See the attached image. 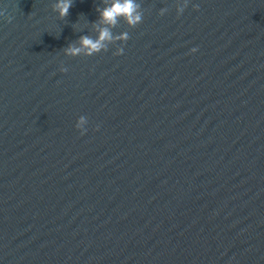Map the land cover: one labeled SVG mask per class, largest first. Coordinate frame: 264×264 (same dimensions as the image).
Listing matches in <instances>:
<instances>
[{
  "label": "water",
  "instance_id": "95a60500",
  "mask_svg": "<svg viewBox=\"0 0 264 264\" xmlns=\"http://www.w3.org/2000/svg\"><path fill=\"white\" fill-rule=\"evenodd\" d=\"M107 2L0 0V264H264V0Z\"/></svg>",
  "mask_w": 264,
  "mask_h": 264
},
{
  "label": "clouds",
  "instance_id": "9594fccd",
  "mask_svg": "<svg viewBox=\"0 0 264 264\" xmlns=\"http://www.w3.org/2000/svg\"><path fill=\"white\" fill-rule=\"evenodd\" d=\"M72 0H57L56 7L61 15H66L69 7L71 6ZM185 5H181L179 11H182ZM139 5L137 0H108L100 11V20L105 25L100 28L95 38L83 35L80 37L79 43L71 45L65 49L66 53L71 55H77L83 52L85 55H90L94 52H98L106 47L105 41L109 40H126L128 33H120L113 35L108 25H114L117 23L119 18H123L126 23L134 25L138 23L142 15L140 13ZM122 48H117L116 52H122ZM87 122V118L83 115L77 118L75 127L81 130V133L87 131L84 125Z\"/></svg>",
  "mask_w": 264,
  "mask_h": 264
}]
</instances>
